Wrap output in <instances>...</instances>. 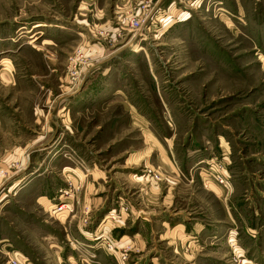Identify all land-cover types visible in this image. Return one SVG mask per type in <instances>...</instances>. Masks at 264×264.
<instances>
[{"label": "rangeland", "instance_id": "rangeland-1", "mask_svg": "<svg viewBox=\"0 0 264 264\" xmlns=\"http://www.w3.org/2000/svg\"><path fill=\"white\" fill-rule=\"evenodd\" d=\"M100 259L264 264V0H0V264Z\"/></svg>", "mask_w": 264, "mask_h": 264}, {"label": "built area", "instance_id": "built-area-1", "mask_svg": "<svg viewBox=\"0 0 264 264\" xmlns=\"http://www.w3.org/2000/svg\"><path fill=\"white\" fill-rule=\"evenodd\" d=\"M127 15L124 18L127 21V25L130 27L131 30L137 31L142 27L143 20L139 19L133 11H127ZM147 18V14L144 15ZM143 17V18H144ZM206 168L203 169V181H205V185L210 182H215L221 187L227 189L228 188V172L226 166L222 160H216L215 158L211 159L209 162L206 163ZM70 210V205L68 203H60L57 207L55 212L57 214L64 213V211ZM106 247L109 251H113V246L110 242H105ZM128 247L123 248V252H127ZM124 258V256L122 257Z\"/></svg>", "mask_w": 264, "mask_h": 264}, {"label": "crops", "instance_id": "crops-1", "mask_svg": "<svg viewBox=\"0 0 264 264\" xmlns=\"http://www.w3.org/2000/svg\"><path fill=\"white\" fill-rule=\"evenodd\" d=\"M44 205H46V203L44 202ZM43 220H44V222H47L44 218H43ZM165 222V221H164ZM164 222L162 221V224H164ZM167 222H168V224H172V228H174V229H184V223H183V221H176V222H171V220L170 219H168L167 220ZM72 223V221H70L69 222V224H71ZM72 225L74 226V229H75V232H81V228L79 227V224L76 222V223H72ZM183 231V230H182ZM40 234H42V233H40ZM191 234H195L193 231L191 232ZM43 235V238L44 239H46V240H48L47 242H48V246L50 247V248H52V246H53V244H51V240H50V238H51V236L49 235V234H46V233H44V234H42ZM191 236V235H190ZM85 237V236H84ZM196 236H193V238H195ZM42 238V239H43ZM87 238V237H86ZM43 239V240H44ZM130 241H131V243H132V245H135L137 248H144V242H145V239L143 238V236L139 233V232H137L136 234H134L133 236H131L130 238H128ZM70 257H68V256H66V260L67 259H69ZM101 260V259H100ZM103 260H101V262H102ZM68 262V261H67ZM94 263V264H104V261L102 262V263ZM27 264H35V263H27Z\"/></svg>", "mask_w": 264, "mask_h": 264}, {"label": "bare ground", "instance_id": "bare-ground-1", "mask_svg": "<svg viewBox=\"0 0 264 264\" xmlns=\"http://www.w3.org/2000/svg\"><path fill=\"white\" fill-rule=\"evenodd\" d=\"M231 244H234V242H232Z\"/></svg>", "mask_w": 264, "mask_h": 264}]
</instances>
